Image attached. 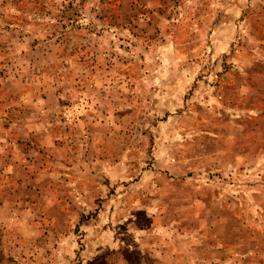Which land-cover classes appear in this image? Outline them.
Instances as JSON below:
<instances>
[{
    "label": "rangeland",
    "instance_id": "obj_1",
    "mask_svg": "<svg viewBox=\"0 0 264 264\" xmlns=\"http://www.w3.org/2000/svg\"><path fill=\"white\" fill-rule=\"evenodd\" d=\"M0 264H264V0H0Z\"/></svg>",
    "mask_w": 264,
    "mask_h": 264
}]
</instances>
